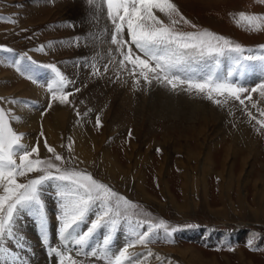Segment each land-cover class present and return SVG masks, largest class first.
Wrapping results in <instances>:
<instances>
[{
    "label": "rangeland",
    "instance_id": "374dc122",
    "mask_svg": "<svg viewBox=\"0 0 264 264\" xmlns=\"http://www.w3.org/2000/svg\"><path fill=\"white\" fill-rule=\"evenodd\" d=\"M171 3L179 10L172 16L175 25L153 8L165 25L179 32L207 30L252 50L244 55H264V21L250 25L241 19V13L264 17L260 0ZM114 30L106 0H0V108L22 134L24 150L38 146L32 160L90 174L135 205L121 201L117 209L114 197L113 213H121V222L115 229L105 224L81 246L77 237L104 209L94 206L64 239L62 182L46 181L40 189L44 220L34 210L18 208L11 235L6 232L0 243V264H60L56 253L64 264H108L101 255L112 258L125 248L122 264H264V95L259 89L264 61L241 60L237 70L234 53L188 59L177 72L185 80L214 73L249 89L240 94L244 104L227 93L214 92L209 99L207 92L187 84L173 90L154 79L161 73H147L148 84L138 66L121 64L111 43ZM118 39L129 41L125 52L131 47L145 58L131 44L126 23ZM50 66L66 78L63 86ZM253 87L258 91L251 92ZM34 88L41 97L34 96ZM61 95H67L66 102ZM64 104L65 123L58 130L56 116ZM46 127L56 130V140ZM45 140L56 142L55 153ZM74 142L90 155L76 154ZM56 154L62 161L55 160ZM15 159L21 163L19 154ZM42 174L32 171L17 181L28 183ZM6 214L7 204L0 215ZM140 221L145 223L137 226ZM161 221L176 229L171 236L160 228L145 244L137 242L149 223Z\"/></svg>",
    "mask_w": 264,
    "mask_h": 264
},
{
    "label": "snow or ice",
    "instance_id": "6c2138e0",
    "mask_svg": "<svg viewBox=\"0 0 264 264\" xmlns=\"http://www.w3.org/2000/svg\"><path fill=\"white\" fill-rule=\"evenodd\" d=\"M260 2L264 3V0H260ZM106 3L109 18L115 26V30L111 36V43L117 45V50L123 58L121 61L122 65L123 61H130L133 65L138 66L142 69L140 75L143 76L148 84L152 83V79H149L147 73H161L155 75L154 79L159 82H167L173 90L178 85L187 84L189 89H195L202 93L207 92L209 99L213 98L212 93L214 92L219 95L227 93L230 96H234L241 104H244V100L240 98V94L248 92L249 89L234 83L227 77L220 79L213 73L202 79L185 80L177 72L188 59L197 56L211 57L214 55L222 56L226 52L234 53L236 54L235 67L239 70L242 66L241 60L264 61V55L259 57L244 55L246 51L251 52L252 50L245 49L240 44L233 43L231 40L207 30L199 33L179 32L173 27L165 25L163 21L153 14V8H158L160 12L169 17L171 24L175 25L178 21L172 19V16L173 14L179 15V10L175 4L171 3V0H106ZM180 19L183 20L184 18L181 16ZM241 19L246 20L250 25L264 21V17L246 16L243 13H241ZM149 20L153 21V23H146ZM125 23L130 35L131 44H134L145 58H142L140 55H134L131 47H128L126 52L124 51V47L129 41L118 39V35L124 30ZM185 23L188 22L185 21ZM193 27L195 26L193 25ZM150 62H154L155 66L153 67ZM50 67L58 77L59 85L63 86L66 78L55 66ZM227 76L233 77L234 73L229 72ZM28 78L32 79L31 77ZM137 83H139V80H137ZM259 89L261 90L260 94L264 95V83L259 85ZM257 91V87L251 89V92ZM56 98V95H54L53 99ZM247 98L251 99V96ZM60 99L61 102H66L67 95H61ZM12 102L16 103L17 101ZM215 102L220 103L218 100ZM16 119L19 121L20 118L16 117ZM22 139V134H17L10 124L6 122L5 110L0 108V187L5 192V195L0 196V213H3L7 204L6 217L0 215V243L3 242L6 232L11 235V221L13 214L18 208L34 210L41 220H44V205L41 200L40 189L49 180L62 182L60 186V196L62 199L60 217L62 226L60 233L64 239H68L71 232L79 224L85 222L94 206L98 205L104 209L96 213V220L91 222L88 230L77 237L76 243L81 246L85 244L95 230L105 224L111 225L112 229H115L117 224L121 222L118 219L121 213L119 211L113 213L112 199L114 197L116 198L115 207L117 209H119L121 201L124 205L135 207L130 201L118 196L112 189L95 180L90 174L75 170H61L51 161L32 160L30 157L33 153L38 152V146L30 151L24 150L25 146L21 143ZM45 145L50 153H55V149L48 146L46 140ZM17 154L20 157V164H17L15 159ZM62 159L60 155H55V160L62 161ZM52 169H55L56 175H53ZM32 171H40L43 174L37 179L30 180L28 183H18L17 176H23ZM143 223L145 222H137V226ZM160 228H163L168 236H171V233L176 230H169L163 221L159 224L149 223L144 232L137 234V242L141 245L145 244L149 234ZM105 245H108V240H105ZM133 246V244H130L128 247ZM249 247H251V244H249ZM2 251L3 249L0 248V252ZM53 251L55 252V250ZM106 252L107 247L105 248ZM127 252L128 249L125 248L112 258H108L106 255H101V258L108 259V264H122V261L127 258ZM56 254L61 255L60 264H64L62 254ZM92 255L95 257L97 253L93 252ZM72 264H75V262L72 261Z\"/></svg>",
    "mask_w": 264,
    "mask_h": 264
},
{
    "label": "bare ground",
    "instance_id": "6f19581e",
    "mask_svg": "<svg viewBox=\"0 0 264 264\" xmlns=\"http://www.w3.org/2000/svg\"><path fill=\"white\" fill-rule=\"evenodd\" d=\"M203 1H206V0H203ZM209 1H212V0H207V2H209ZM216 2H222V1H226V0H215ZM35 89V88H34ZM34 89H32L33 90V92L35 93L34 94V96L35 97H37V98H39V97H41V92L40 91H38V90H34ZM30 92H32V91H30ZM32 92V93H33ZM64 103V102H63ZM66 104V103H65ZM65 104L64 105H61V108H60V110H59V112H58V115L56 116V124L58 125L57 127H58V130H60V129H62V124H64L65 123V113H66V106H65ZM60 114H62V116H60ZM45 130L47 131V132H50L51 131V129H48V127H46L45 128ZM56 131V130H55ZM55 131H52V132H50V135L52 136V140H56L55 138H54V134H55ZM78 138V137H77ZM80 138H78V140H79ZM83 140V139H82ZM84 141V140H83ZM52 142V141H51ZM49 143V144H47L48 146L50 145H52L53 146V148L54 149H56V142H53V143ZM75 143V142H74ZM86 143V142H85ZM78 145V146H76V148L74 147L73 148V151L76 153V154H78V155H80L79 153H83L84 152V154H87V155H90V152H88V150L86 149V148H84V146H82V143L80 144H78V142H76L75 143V145ZM42 145H43V143H41V141H40V143H39V150L41 151V152H43V150H44V148L42 147ZM86 145V144H85ZM51 146V147H52ZM72 238V237H71ZM32 256V255H31Z\"/></svg>",
    "mask_w": 264,
    "mask_h": 264
}]
</instances>
